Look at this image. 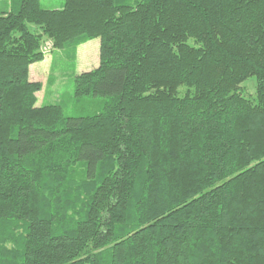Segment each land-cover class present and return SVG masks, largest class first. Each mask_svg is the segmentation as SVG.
<instances>
[{"label": "trees", "instance_id": "trees-1", "mask_svg": "<svg viewBox=\"0 0 264 264\" xmlns=\"http://www.w3.org/2000/svg\"><path fill=\"white\" fill-rule=\"evenodd\" d=\"M8 5L0 264H264V0ZM91 39L74 97L101 108L36 106L42 42Z\"/></svg>", "mask_w": 264, "mask_h": 264}, {"label": "rangeland", "instance_id": "rangeland-1", "mask_svg": "<svg viewBox=\"0 0 264 264\" xmlns=\"http://www.w3.org/2000/svg\"><path fill=\"white\" fill-rule=\"evenodd\" d=\"M9 0H0V12L8 9ZM64 0H40L44 10L60 9ZM35 29V28H33ZM42 62L32 64L29 81L39 83L41 90L36 94V106L59 105L65 117L84 116L101 108L103 99L74 97V79L83 72L97 67L99 62V39L83 40L63 50H53L52 43L44 40L41 45ZM245 96H253L255 79H248L243 85Z\"/></svg>", "mask_w": 264, "mask_h": 264}, {"label": "crops", "instance_id": "crops-1", "mask_svg": "<svg viewBox=\"0 0 264 264\" xmlns=\"http://www.w3.org/2000/svg\"><path fill=\"white\" fill-rule=\"evenodd\" d=\"M61 8H62V7H61ZM61 8H60V9H61ZM97 65H98V64H97ZM97 65H96V66H97ZM95 68H96V67H95Z\"/></svg>", "mask_w": 264, "mask_h": 264}]
</instances>
